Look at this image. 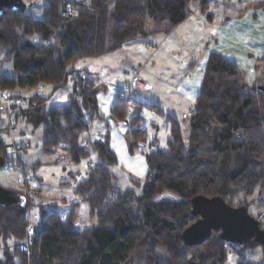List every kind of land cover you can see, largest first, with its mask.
Wrapping results in <instances>:
<instances>
[{
  "label": "trees",
  "instance_id": "obj_1",
  "mask_svg": "<svg viewBox=\"0 0 264 264\" xmlns=\"http://www.w3.org/2000/svg\"><path fill=\"white\" fill-rule=\"evenodd\" d=\"M207 7L208 0H48L43 20L33 19L16 5L0 10V49L6 50L5 60L14 73V77L0 75V92L42 84L57 90L74 81L65 111L46 115L47 98L40 94L28 99V105L35 107L29 111L46 124L44 151L64 144L73 164L91 153L96 157L84 178L67 173L68 180L61 182L74 183L77 195L67 201L70 212L65 223L57 213L38 206L29 256L9 246L24 238L25 215L32 203L20 190L0 185V192L14 196L12 201L0 197V244L5 248L0 264H226L233 253L242 255L261 247L264 254V244L250 240L233 245L222 241L219 231H211L200 245L188 247L181 240L182 232L198 218L191 214V200L197 196L219 197L231 207H245L248 213L253 206L264 207V91L259 88H264V57L254 83L244 92V74L236 64L218 53L209 54L199 94L187 115L189 147L178 122L168 117V149L143 153L148 172L142 182L121 169L118 174L110 170L116 156L107 132L104 141L93 137L80 146L89 125L86 118L98 117L97 89L85 72H76L70 63L145 38L148 22L172 30L194 8L204 12ZM32 36L41 42H32ZM126 107L117 100L110 118L127 121L126 139L133 154L146 144L147 134L143 117L128 118ZM152 108L161 113L157 106ZM2 139L0 133L4 167L8 158ZM121 177L127 184L124 189L117 185ZM84 204L90 227L76 229ZM263 211L253 218L264 230Z\"/></svg>",
  "mask_w": 264,
  "mask_h": 264
},
{
  "label": "rangeland",
  "instance_id": "obj_2",
  "mask_svg": "<svg viewBox=\"0 0 264 264\" xmlns=\"http://www.w3.org/2000/svg\"><path fill=\"white\" fill-rule=\"evenodd\" d=\"M31 1L16 0L14 5L21 6L33 19L43 20L42 9L48 0H37L34 3ZM263 11L264 0H209L206 11L201 12L194 8L188 20L172 30L167 31L166 24L148 22L145 31L149 34L145 38L130 41L114 52L72 61L70 63L72 69L78 73L85 72L86 77L96 82L94 86L97 89L98 117L86 118L89 125L81 138H86L84 141L88 143L89 136L94 132L104 134L110 127L125 135L126 127L123 125L125 121L115 122L110 118L113 105L121 99L124 103L130 102L126 107L128 118L143 117L142 126L146 130L147 142L141 149H135L137 155L140 153L144 155L143 153L155 149L161 151L168 149L167 141L171 139V123L168 117L178 122L182 139L186 147H189L187 115L192 101L179 87L191 79L193 72L211 47L214 24H219L225 18L235 20L240 14ZM30 40L34 43L41 42L37 36L30 37ZM6 55V50L1 48L0 75L14 77L11 62L5 60ZM139 82L143 87L137 85ZM73 85L75 86V82L70 81L57 90L42 84L34 88H16L0 92L4 106L0 115V133L3 136V143L7 145L8 158L4 167L0 169V185L24 193L20 184L21 174L28 173L36 178L35 188L26 192V196L33 204L31 206L36 209L31 214L33 226L38 223V206L47 213L68 214L70 204L66 201L69 198L73 199L75 184L67 185L61 182L68 180L67 173L74 176L80 174L78 177L84 178L89 166L96 162L93 153L88 159H82L76 164L69 162L64 144H60L54 151H44L43 130L46 124L38 122L37 114L29 111L35 108L30 107L27 102L34 94L47 98L43 106L46 115L52 111H65L71 101ZM249 90L250 85H245L243 91ZM153 105L157 106L161 113L152 108ZM11 139L15 144H24L25 148L17 151V154L10 151L8 145ZM110 170L118 174L115 167H110ZM122 170L136 179L125 169ZM117 185L120 189L126 188L125 178L121 177ZM83 209V215L87 216L86 204L83 205ZM259 210L263 211L264 207L258 209L253 206L249 209V214L256 217ZM87 221L83 225L79 224L77 228L90 227ZM262 223L264 224V218ZM4 249L0 244V258ZM240 260L251 264H264L263 250L257 247L254 250L242 251V255L230 254L226 264H236Z\"/></svg>",
  "mask_w": 264,
  "mask_h": 264
},
{
  "label": "crops",
  "instance_id": "obj_3",
  "mask_svg": "<svg viewBox=\"0 0 264 264\" xmlns=\"http://www.w3.org/2000/svg\"><path fill=\"white\" fill-rule=\"evenodd\" d=\"M188 18L180 24L186 22ZM212 30L214 32V38L211 47L208 48V51L203 56L204 58L201 60V64L193 72L191 79L188 80L187 83L183 82L179 87L184 95L192 101V104L199 94V81L203 76L205 63L209 54L213 52L218 53L226 60L235 63L238 69L244 74V84L250 86L254 83L258 75L260 60L264 57V11L258 13L249 12L248 14H240L237 18H235V20L225 18L219 24H214ZM93 82L96 83L95 81ZM137 85L143 87V84L140 82L137 83ZM74 87L75 86L73 85V89ZM72 96L73 93L70 98ZM129 103L130 102H126L127 105ZM123 125L127 127V124ZM106 132L109 136L110 148L116 156V164L113 165V167H115L118 171L120 169H125L136 177V181H143L148 172L145 159L143 157L144 155L141 153V155H137V150H134L133 154L129 153L126 130L125 135L116 129H112L111 127L109 128V131ZM104 134L94 132L93 135H90L89 137H94L96 140L104 141L102 138ZM79 175L80 174L76 175L78 179H80L78 177ZM72 197L73 199L69 198L68 201L76 199V192ZM69 212L64 215L57 213L63 223L67 221ZM86 221L87 216H80L75 222V228L78 229V225H83ZM88 221L87 223L89 224Z\"/></svg>",
  "mask_w": 264,
  "mask_h": 264
},
{
  "label": "water",
  "instance_id": "obj_4",
  "mask_svg": "<svg viewBox=\"0 0 264 264\" xmlns=\"http://www.w3.org/2000/svg\"><path fill=\"white\" fill-rule=\"evenodd\" d=\"M15 2L16 0H0V10ZM259 88L264 91L263 87ZM124 123L127 124L126 121ZM3 164L0 154V169ZM0 197L7 201L14 200L13 195L4 192H0ZM191 214L198 218L181 234L185 246L200 245L208 239L211 231H219L220 239L233 245L243 246L250 240L264 244V230L245 207H231L219 197L197 196L191 200Z\"/></svg>",
  "mask_w": 264,
  "mask_h": 264
},
{
  "label": "built area",
  "instance_id": "obj_5",
  "mask_svg": "<svg viewBox=\"0 0 264 264\" xmlns=\"http://www.w3.org/2000/svg\"><path fill=\"white\" fill-rule=\"evenodd\" d=\"M31 1V0H29ZM37 0H32L31 2L34 3ZM121 98H123V96H121ZM87 145L86 141H82L80 143V146L85 147ZM8 148L10 151H13L17 154V151L24 149L25 145L24 144H15V142L11 139L10 141V145H8ZM138 148H140V146H138ZM11 170V168H10ZM20 184L21 187L24 190V194L26 195L29 190H32L35 188L36 184H37V180L34 176L28 174V173H22L21 174V178H20ZM35 207L31 206V204L28 205V209L25 215V235L24 238L15 243L10 245V248H16L17 250H19L22 254L29 256L31 253V248L33 246V239L35 237V229L34 226L31 224V214L35 212Z\"/></svg>",
  "mask_w": 264,
  "mask_h": 264
}]
</instances>
